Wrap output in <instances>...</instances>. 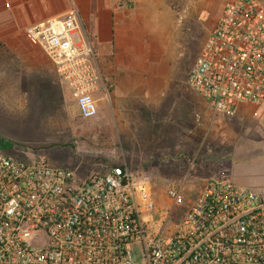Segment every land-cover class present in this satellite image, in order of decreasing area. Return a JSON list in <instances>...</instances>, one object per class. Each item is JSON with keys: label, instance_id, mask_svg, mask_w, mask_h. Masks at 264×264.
Segmentation results:
<instances>
[{"label": "built area", "instance_id": "1", "mask_svg": "<svg viewBox=\"0 0 264 264\" xmlns=\"http://www.w3.org/2000/svg\"><path fill=\"white\" fill-rule=\"evenodd\" d=\"M24 34L70 91L76 115L95 116L100 73L76 15ZM186 84L226 118L264 101V0L223 3ZM28 154L0 150V264H264V198L226 177L207 179L188 202L178 181H166L159 201L138 195L125 164L76 176Z\"/></svg>", "mask_w": 264, "mask_h": 264}, {"label": "rangeland", "instance_id": "2", "mask_svg": "<svg viewBox=\"0 0 264 264\" xmlns=\"http://www.w3.org/2000/svg\"><path fill=\"white\" fill-rule=\"evenodd\" d=\"M225 1L168 0L161 31L147 27L145 67L161 74L166 86L155 93L158 104L151 113L140 111L150 124L136 123L137 108L130 100H123L120 109L107 107L102 118L96 113L81 119L61 85H42L34 92L36 107L7 106L0 84V150H26L21 159L28 153L45 155L76 176L122 163L138 195L159 201L166 181H178L185 201H193L207 179L226 177L235 167V184L264 198V103L226 118L212 114L186 84ZM17 95L9 92L10 103H16ZM111 110H120V116L114 118ZM183 211L175 209L176 215Z\"/></svg>", "mask_w": 264, "mask_h": 264}, {"label": "crops", "instance_id": "3", "mask_svg": "<svg viewBox=\"0 0 264 264\" xmlns=\"http://www.w3.org/2000/svg\"><path fill=\"white\" fill-rule=\"evenodd\" d=\"M168 7V0H0L3 102L20 109L36 107L37 100L33 95L42 85L48 89L61 85L68 90L43 52L24 31L31 25L74 13L83 39L93 49L100 73L97 89L93 92L99 118L107 112V107L119 106L120 109L123 100H130L137 108L136 123L150 124L145 114L151 113L158 104L155 93L162 92L166 86L161 74H154L151 68L145 67V34L150 25L161 31ZM9 92L18 93L15 104L10 103ZM263 103L257 107L244 106L239 111L245 107L256 110ZM141 110L145 113L143 117ZM111 112L114 118L120 116V110ZM6 153L18 158L24 156L11 149ZM235 169L228 170L225 175L234 184Z\"/></svg>", "mask_w": 264, "mask_h": 264}]
</instances>
